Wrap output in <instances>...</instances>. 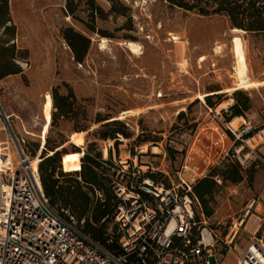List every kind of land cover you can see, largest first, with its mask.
Returning <instances> with one entry per match:
<instances>
[{
  "label": "rangeland",
  "instance_id": "1",
  "mask_svg": "<svg viewBox=\"0 0 264 264\" xmlns=\"http://www.w3.org/2000/svg\"><path fill=\"white\" fill-rule=\"evenodd\" d=\"M8 1L0 12V98L15 132L24 137L32 155L39 150L41 137L45 142L53 105V124L46 150L45 143L41 146V156L59 151L64 170L60 172L81 168L83 159L64 166L69 154L80 150L83 155L100 153V159H110L109 171L117 170L114 157L125 158L130 152L131 158L137 155L138 166L148 164L147 171H168L172 175L178 171L196 131L207 138L216 137L217 125L234 117L239 118L235 126L240 117L249 119L255 127L253 135L264 129V86L235 91L241 100L248 99L249 108L241 115H233L230 109L222 111L225 107L213 117L209 109L217 106L218 110V105L228 104L230 99L227 106L236 103L234 91L231 95H208L209 101L190 99L234 85L230 73L234 32L223 15H200L170 5L167 0H116V10L111 11L110 0H95L102 13L96 11L92 22L86 0H79L70 14L65 9L66 0ZM6 22L10 25H4ZM87 25L103 33L90 31ZM68 26L90 38L80 62L63 36L62 30ZM172 34L183 42L172 40ZM241 36L251 78L264 80V32L244 31ZM102 39L105 47H100ZM128 40L141 43L140 56L119 43ZM218 45L221 48L217 52ZM182 99H186V107L176 113L174 102ZM56 103L69 105L63 115ZM149 105L155 107L145 109ZM140 109L145 110L135 113ZM114 120L120 121L127 136L115 133L114 139L102 138L103 133L114 129L106 122ZM256 139L258 158L248 170L241 169V180L231 182L218 171L212 194L204 198V205L200 201L204 214L209 211L212 217L211 225L218 237L217 257L226 264H236L238 249L244 248L251 237L261 238L264 243V138ZM108 140L113 141L109 146H114V152L107 147L108 155L104 157ZM144 145L149 147L148 153H141ZM153 146L160 152L153 154ZM69 174L55 175L58 185H72L75 175ZM100 194L98 200L104 197ZM243 215L244 222L229 248L224 244L230 237L226 236ZM110 226L108 223L106 229ZM211 264H217L215 257Z\"/></svg>",
  "mask_w": 264,
  "mask_h": 264
},
{
  "label": "built area",
  "instance_id": "2",
  "mask_svg": "<svg viewBox=\"0 0 264 264\" xmlns=\"http://www.w3.org/2000/svg\"><path fill=\"white\" fill-rule=\"evenodd\" d=\"M209 109L213 117L220 115L215 108ZM55 110L52 105L45 140ZM10 116L0 98V264H211L212 257L217 264L225 263L215 252L218 237L212 217L201 210L193 188L224 163L235 162L245 170L256 162L258 144L252 138L262 140L264 131L253 135L255 127L249 119L240 117L235 127L233 119L217 125L216 137L193 133L178 171L172 175L147 171L148 164L138 166L137 155L131 158L130 152L125 158L114 157L117 170L108 171V177L118 204L103 244L85 233L66 210L59 211L49 203L39 163L34 170L32 161L45 142L41 137L42 144L32 155ZM108 147L114 152L113 145ZM245 217L232 225L226 236L229 240L224 242L227 247L231 248ZM115 238L120 252L107 246ZM236 264H264L262 239L251 237L238 249Z\"/></svg>",
  "mask_w": 264,
  "mask_h": 264
},
{
  "label": "trees",
  "instance_id": "3",
  "mask_svg": "<svg viewBox=\"0 0 264 264\" xmlns=\"http://www.w3.org/2000/svg\"><path fill=\"white\" fill-rule=\"evenodd\" d=\"M86 1L89 4V16L93 22L95 20V12L99 11L102 13V9L100 6L95 4V0ZM110 1L112 2L110 10H116V0ZM7 2L8 0H0V12L4 9L5 5H7ZM73 2L74 0L65 1V9L69 14L73 13L79 4V0L72 4ZM167 2L170 5L177 6L185 10H191L200 15H223L227 18L231 28L235 27L254 33L264 32V0H167ZM87 27L90 31L103 33L102 30L95 28L93 25H87ZM62 33L70 44L74 52L75 59L80 62L87 50L90 38L72 26H68L63 29ZM235 94L237 96L236 103L227 106V108L222 111L230 109L233 111V115H241L249 108L248 99L244 98L241 100V98L238 97L240 93L235 92ZM205 98L209 101L208 96ZM68 106L69 105L66 103H56V107L59 108L60 115H63L66 112L65 108ZM106 123H108L106 124L107 126L113 125L114 129L103 133V135H101L102 138L114 139L115 133H121L127 136L125 128L119 120ZM47 138L45 140V148L43 151L46 150ZM78 151L79 152L69 154L66 162L64 163L65 168H67V164L71 162L76 164V162L83 159L81 168L74 172H60L61 169L63 170V159L60 155V160V157L58 156L59 151H54L55 153L51 151L50 155L46 154L45 158L42 155V160L38 164V171L43 192L53 207L59 211L69 210L71 216L75 218L79 227H81L85 233L89 234L94 240L106 244V240L108 238L106 235V225L112 222L115 209L118 204V198L110 187V179L108 177L109 167H107V165L110 166L112 163L110 159H100V153H95V155H83L82 151ZM222 165H224L223 169H219L220 166L213 168L209 176L200 179L194 186L193 193L198 199L200 207L201 203H203V205L205 203L204 198L212 194L214 186L213 178L215 175H218V171H221V175L224 179H228L231 182L235 183L241 180L240 171L242 168L237 163L227 162ZM69 173L75 175V177H72L71 179L72 185H58L59 179L55 178V175L68 176L70 175ZM77 174L80 179L77 178ZM96 191L103 194L104 197L102 200L97 199ZM88 212L90 213L89 216L86 215ZM205 213L206 216H208L210 212L205 211ZM105 216H107L106 220L101 222V218ZM116 240V238L113 239V243L107 246L112 250H116V252H120V248L118 247Z\"/></svg>",
  "mask_w": 264,
  "mask_h": 264
},
{
  "label": "bare ground",
  "instance_id": "4",
  "mask_svg": "<svg viewBox=\"0 0 264 264\" xmlns=\"http://www.w3.org/2000/svg\"><path fill=\"white\" fill-rule=\"evenodd\" d=\"M231 31L234 32V36L231 39V52L233 54L234 62H233L231 72H230L231 77L234 79L233 87H228V88H224V89L216 90V91H212V92L199 93V94H197V96H193V98L191 97L190 98L191 100H193V99L204 100L206 96L215 95V94L231 95V93L233 91H237V90H241V89L251 90V89L260 88V87L264 86V80H253L249 74V68H248V65L246 62V56H245L244 41H243V38L241 36V32H244V30L234 27V28H231ZM172 35H173L172 40L183 42V41H181V39L178 35H175V34H172ZM119 43H120V45L124 44L133 54H135L137 56L138 55L140 56L143 53L142 45H141V43H139L137 41L128 40V41H120ZM105 46H106L105 45V39H102V42L100 43V47H105ZM220 48H221V45H218L215 49L218 52L220 50ZM182 52H183V50H182ZM185 101H186V99H182L180 101L174 102V105L178 106V108L176 109V113H180L182 110L185 109L186 106L185 107L183 106V103ZM229 103H231V99L228 100V104ZM228 104L218 105V110H217V106H216L215 111L219 112L220 109L227 107ZM154 107L155 106H153V105H149L145 109H153ZM145 109H143V110L140 109L139 111H136L135 113L142 112ZM127 116H129V115H127ZM119 119H123V118H119ZM237 120H239V118L237 119L236 117H234L232 120V125L234 127H235L234 123ZM261 131H264V130H261ZM121 139H125V138H121ZM252 141H254V138H252ZM107 143H108V145L105 146L103 149L104 157H107V155H108L107 147L109 146V144H113V141L108 140ZM140 151H141V153H148L149 147L146 145L141 146ZM159 152H160L159 148L156 146H153L152 153L155 154V153H159ZM41 160H42L41 153L39 156H33L32 157L34 170L37 169V163H39ZM223 264H225V263H223Z\"/></svg>",
  "mask_w": 264,
  "mask_h": 264
},
{
  "label": "crops",
  "instance_id": "5",
  "mask_svg": "<svg viewBox=\"0 0 264 264\" xmlns=\"http://www.w3.org/2000/svg\"><path fill=\"white\" fill-rule=\"evenodd\" d=\"M12 1H14V0H12ZM8 2H9V1H8ZM8 2H7V4H8ZM10 6L13 7V6H12V3H11ZM5 7H7V5H5ZM5 7H4V8H5ZM4 25H10V24H8V22H6V23H4ZM4 25H2V27H4ZM41 152H42V150H41ZM41 152H40V153H41Z\"/></svg>",
  "mask_w": 264,
  "mask_h": 264
},
{
  "label": "water",
  "instance_id": "6",
  "mask_svg": "<svg viewBox=\"0 0 264 264\" xmlns=\"http://www.w3.org/2000/svg\"><path fill=\"white\" fill-rule=\"evenodd\" d=\"M60 160H61V156H60Z\"/></svg>",
  "mask_w": 264,
  "mask_h": 264
}]
</instances>
